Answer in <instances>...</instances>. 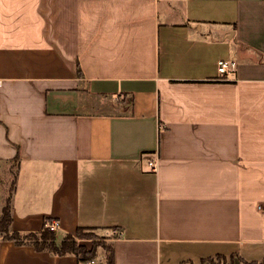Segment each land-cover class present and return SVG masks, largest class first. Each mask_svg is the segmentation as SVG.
I'll list each match as a JSON object with an SVG mask.
<instances>
[{"label": "crops", "instance_id": "obj_1", "mask_svg": "<svg viewBox=\"0 0 264 264\" xmlns=\"http://www.w3.org/2000/svg\"><path fill=\"white\" fill-rule=\"evenodd\" d=\"M17 152L11 230L264 264V0H0V205ZM0 264L81 263L0 234Z\"/></svg>", "mask_w": 264, "mask_h": 264}, {"label": "trees", "instance_id": "obj_2", "mask_svg": "<svg viewBox=\"0 0 264 264\" xmlns=\"http://www.w3.org/2000/svg\"><path fill=\"white\" fill-rule=\"evenodd\" d=\"M77 74L83 76L78 65ZM9 162H15L16 169L12 173L10 184L4 190L5 194L0 205V234L13 241L15 244H29L35 250H47L53 254H73L81 264L91 259H97L105 264H115L113 260V244L102 239L103 228L95 226H78L74 233H65L60 240H57L54 230L46 226L48 219H44L43 227L36 232H18L11 230L12 223V197L16 186L17 165L19 162L18 152ZM90 241V245L86 243ZM97 264V263H96Z\"/></svg>", "mask_w": 264, "mask_h": 264}, {"label": "built area", "instance_id": "obj_3", "mask_svg": "<svg viewBox=\"0 0 264 264\" xmlns=\"http://www.w3.org/2000/svg\"><path fill=\"white\" fill-rule=\"evenodd\" d=\"M217 72H218V77L221 79H228L229 73L235 70L236 67V62L232 59H224L220 58L217 60ZM149 165L152 169H155L157 166V163L155 160H152L149 162ZM46 226L51 229V230H56L59 226V222L57 219H52L48 222H46ZM85 264H96L95 259L89 260Z\"/></svg>", "mask_w": 264, "mask_h": 264}, {"label": "rangeland", "instance_id": "obj_4", "mask_svg": "<svg viewBox=\"0 0 264 264\" xmlns=\"http://www.w3.org/2000/svg\"><path fill=\"white\" fill-rule=\"evenodd\" d=\"M109 109V108H107ZM110 111H114L112 109H109ZM16 169V165H15V162H8L7 164H2L1 166V180H2V189L5 190L6 187H8V185L10 184V181L12 179V173L15 171ZM103 235H102V239H104V241L106 242H110V238L113 234H111L112 232L109 230V229H104L102 232H101ZM117 234V233H115ZM86 243L88 245H90V241H86ZM100 256V255H99Z\"/></svg>", "mask_w": 264, "mask_h": 264}]
</instances>
